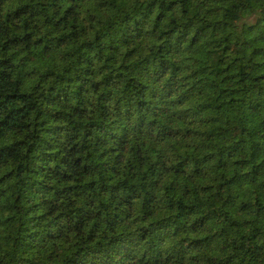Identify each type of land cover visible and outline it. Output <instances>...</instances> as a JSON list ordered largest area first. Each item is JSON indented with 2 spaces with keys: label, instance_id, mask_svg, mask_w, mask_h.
Masks as SVG:
<instances>
[{
  "label": "trees",
  "instance_id": "obj_1",
  "mask_svg": "<svg viewBox=\"0 0 264 264\" xmlns=\"http://www.w3.org/2000/svg\"><path fill=\"white\" fill-rule=\"evenodd\" d=\"M253 2L0 0V226L62 264H264Z\"/></svg>",
  "mask_w": 264,
  "mask_h": 264
},
{
  "label": "clouds",
  "instance_id": "obj_2",
  "mask_svg": "<svg viewBox=\"0 0 264 264\" xmlns=\"http://www.w3.org/2000/svg\"><path fill=\"white\" fill-rule=\"evenodd\" d=\"M97 2L104 3L105 0H83V3L89 6ZM107 2L112 3L113 0H107ZM114 2L118 7H123L126 4H135L138 7L141 3H153L154 7H159L161 0H114ZM262 6H264V0H254L251 8L259 10ZM92 15L95 16L96 13L92 12ZM153 34L155 35V33ZM162 41L161 39L160 42L162 43ZM161 77V93L158 94V101L153 102L155 108L149 107L148 112L139 117L140 121L142 119L140 127L144 129L145 135L153 138H161L169 134L165 125L172 117L175 110L174 105L178 100V95H174L171 90L172 86H165L164 81L167 80V77H164L163 74ZM160 114L168 119L161 117ZM150 115L153 117L152 119H148ZM2 120L0 119V121ZM13 143V137L0 138V147H9ZM0 264H62V260L57 256L55 249H40L32 244L21 243L14 228L3 225L0 226Z\"/></svg>",
  "mask_w": 264,
  "mask_h": 264
}]
</instances>
